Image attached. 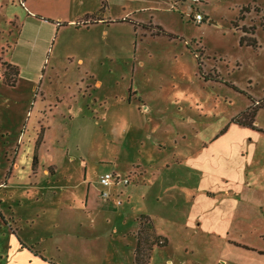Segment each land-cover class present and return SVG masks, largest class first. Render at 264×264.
Returning a JSON list of instances; mask_svg holds the SVG:
<instances>
[{
    "label": "rangeland",
    "instance_id": "rangeland-1",
    "mask_svg": "<svg viewBox=\"0 0 264 264\" xmlns=\"http://www.w3.org/2000/svg\"><path fill=\"white\" fill-rule=\"evenodd\" d=\"M5 1L0 264H264L223 234L264 246V0H72L101 24L63 28L26 67L47 30L20 33ZM106 170L128 184H97Z\"/></svg>",
    "mask_w": 264,
    "mask_h": 264
},
{
    "label": "crops",
    "instance_id": "crops-1",
    "mask_svg": "<svg viewBox=\"0 0 264 264\" xmlns=\"http://www.w3.org/2000/svg\"><path fill=\"white\" fill-rule=\"evenodd\" d=\"M10 1L12 3L11 6L15 7V10L12 12L13 15L12 16L10 15V16L15 18L17 21H19L20 28H21V29H19L20 33L23 32L24 27L26 25V22L28 20H35V21L39 22L38 23V26H39L38 30L40 31V33L42 32V30H47V34H46V31H44L45 33L44 32L41 33V35L39 34V36L42 37L41 40L37 41L36 47L34 49H32L31 51H29L28 55H27L26 50L23 51L25 54L24 58H25V62H26L23 67L30 66V63H31V66L33 65V63H39V64L43 63L45 53L48 49V46H49L51 40L53 38L57 37V35H59V34L61 35L62 34L61 30L63 28L67 29V28L77 27L78 25H80V23L84 24L85 27L89 26L91 24H101V19L96 18L94 20H92V19L89 20L91 18V16H93L94 14H92L88 10H81L80 12L75 13L73 15L71 10L73 8L74 3L72 2V0H22L23 2H21V0H10ZM4 3H7V2L5 0H0V4H4ZM13 7H11V8H13ZM75 9H77V6L75 7ZM60 22L61 23L65 22V24L59 25ZM17 28H19V26H17ZM245 33H248V32H245ZM252 35L256 39L254 33ZM256 41L258 42L257 39H256ZM14 52H15V49H13V52H11L8 56H5L4 58H2V60L20 67V65H22V64H20V62L17 59H15V53ZM262 109H264V107L260 108L258 111H260ZM258 111H257V113H259ZM256 116H257V114H256ZM256 116H255V125L258 126V121H257L258 119H256ZM108 172H110V171H108V170L105 171V173H108ZM112 172H114V171H112ZM105 173H102L101 176ZM114 173H116V172H114ZM231 182L236 184V187L234 188L236 190V193H238V191H240V189H243V188H240V186L245 184L244 182L242 183V182L236 181V180H231ZM96 183L100 184L99 180ZM247 183L250 184L249 182H247ZM90 187H89V190L87 188V192L89 193L90 198L94 195H96V196H99V194L101 195L103 190L96 188V189H94V191H92V193H90ZM109 191H111V190H109ZM113 191L114 190H112V197L118 196V194L113 193ZM239 204H240V201L236 200L237 207H239ZM109 206L113 207L112 204H110ZM142 215H144V217H146V216L148 218L150 217L151 220H154V218L151 216L150 212H147V213L144 212L142 214H139L135 218V224L133 226V230H131V231H137L138 232V230L140 229V226H138V225L141 222L140 217ZM141 218H143V217H141ZM153 225L155 227L154 230L156 229L157 235H159L161 237L164 236V238H166V239L168 238L163 233L158 231L155 224H153ZM223 234L226 236L227 245L234 252V259L239 254H250V253L251 254H260V256L263 257V259H264V246H254V245L249 244L245 241H242L241 238H237L236 236L231 235L230 230H227ZM260 237H262L264 240L263 231L260 232ZM133 251H134V248H133ZM153 252H154V249H153ZM153 252H152V255L154 254ZM133 255L135 257L134 252H133ZM169 257L170 256H168V258ZM168 258L166 260V264H173V262H171V260ZM178 260L180 261L183 259L178 258ZM185 260H188V259L185 258ZM185 260H183V261H185ZM188 263L189 264H200V263H198L197 260L193 261V262H188ZM185 264H186V262H185ZM224 264H229V263H226V261H224ZM249 264H258V263L250 262Z\"/></svg>",
    "mask_w": 264,
    "mask_h": 264
},
{
    "label": "built area",
    "instance_id": "built-area-1",
    "mask_svg": "<svg viewBox=\"0 0 264 264\" xmlns=\"http://www.w3.org/2000/svg\"><path fill=\"white\" fill-rule=\"evenodd\" d=\"M191 1L192 3H197V2H200L201 0H189ZM21 2H23L21 0ZM196 19H199L200 21H203V16L200 14V13H197L196 14ZM99 182L102 186L106 187V188H109V187H112L114 185H117V184H124V185H127L128 182H129V179L127 177H121L119 174L117 173H114V172H108V173H105L103 174L100 178H99ZM101 195L103 197H109L110 196V191L109 190H106L104 189L101 193Z\"/></svg>",
    "mask_w": 264,
    "mask_h": 264
},
{
    "label": "trees",
    "instance_id": "trees-1",
    "mask_svg": "<svg viewBox=\"0 0 264 264\" xmlns=\"http://www.w3.org/2000/svg\"><path fill=\"white\" fill-rule=\"evenodd\" d=\"M246 28H247V30H246ZM254 26H249V27H244V29H243V31L244 32H251V34H253L254 33ZM244 43H246L248 46H256L257 45V41H256V39L254 38V36L251 38V39H249V40H246L245 39V37L244 38H242L241 40H240V44L242 45V44H244ZM255 112H256V110H254L252 113H251V119L248 121V122H240V123H242V124H244V125H248V126H255L254 125V116H255ZM247 113V112H246ZM38 142V141H37ZM35 150H36V146H35ZM33 158H34V163L36 162V160H37V157H36V154L34 153V155H33ZM34 163H33V165H34ZM141 217H143L144 218V215H142ZM142 220H141V225H142ZM151 227H152V229L154 228L153 226H152V224H151ZM160 238H161V236H159V235H155V239H154V242L157 244V245H163L164 244V241H160ZM139 245H140V238H139V240H138V246H137V250H136V255H135V257H136V262H138V260H139V255H138V249H139Z\"/></svg>",
    "mask_w": 264,
    "mask_h": 264
}]
</instances>
